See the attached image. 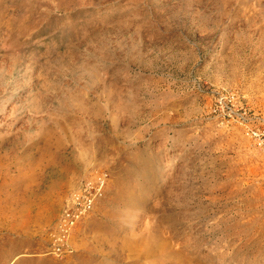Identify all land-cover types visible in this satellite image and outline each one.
Listing matches in <instances>:
<instances>
[{"label": "rangeland", "instance_id": "rangeland-1", "mask_svg": "<svg viewBox=\"0 0 264 264\" xmlns=\"http://www.w3.org/2000/svg\"><path fill=\"white\" fill-rule=\"evenodd\" d=\"M38 1L1 0L0 264H264V151L214 113L233 97L261 126L264 0ZM101 175L58 256L67 197ZM150 237L172 251L136 257Z\"/></svg>", "mask_w": 264, "mask_h": 264}, {"label": "built area", "instance_id": "built-area-1", "mask_svg": "<svg viewBox=\"0 0 264 264\" xmlns=\"http://www.w3.org/2000/svg\"><path fill=\"white\" fill-rule=\"evenodd\" d=\"M214 113L218 114L216 116L219 118H223L224 121H227L226 124L240 123L245 129L246 136L253 140L258 148L264 151L263 118H259L261 126L258 128H254L251 124H247L246 122H250L253 119V116L250 117L251 112H249L243 103H238L233 97L227 96H220L215 99ZM105 184L106 176L101 175L96 181H89L83 184L75 200L70 197L67 199L59 224H57V229L52 232L50 238L54 242L59 241L62 243L60 247L55 243L52 247L56 254H59L58 256L69 254L70 250L67 239H69L70 231L93 211L96 201L103 195L102 189L103 186L105 188ZM73 202H75L74 206L71 205ZM69 205L71 206L69 207ZM60 228L61 230H58ZM58 235H61L60 240L57 238Z\"/></svg>", "mask_w": 264, "mask_h": 264}, {"label": "bare ground", "instance_id": "bare-ground-1", "mask_svg": "<svg viewBox=\"0 0 264 264\" xmlns=\"http://www.w3.org/2000/svg\"><path fill=\"white\" fill-rule=\"evenodd\" d=\"M27 1L28 2H26L24 5L22 3H20V6H21L22 11H24V9H26V10H28V12H31L32 13L33 11L37 10L38 7L36 6L37 8H31L30 6H32L34 4L35 5L37 4L38 6L41 5V3L38 0H27ZM41 1H42V4H45L47 6H51L52 3H58L56 6H57L58 9H61V8H64L65 5H68L70 3H74V2L80 1V0H41ZM27 5L29 6V8L24 7V6H27ZM0 9H1V0H0ZM25 17H27L26 16V12L24 13V16H22L23 21H24ZM21 30H22V28H21ZM79 144H80V140L75 139V145L77 146ZM0 165L2 166L3 163H1ZM250 173L253 174V175H255V173L253 171H250V172L243 173L242 176L243 177H247L248 175H250ZM96 180H97V178L95 180H91L90 182H94ZM87 182H89V181H87ZM262 186H263V183H259V184L253 185L252 186L253 191L254 190H257V189H262ZM80 188H81V186H80ZM80 188L79 189L76 188L74 191H72L69 194L68 197H70V198H72V199L75 200L76 197L79 194L78 192H79ZM102 190H104V192H105L104 186H103V189ZM40 195H41V190H39L38 188L37 189L35 188V189H31V190L26 191L25 194H24V197L31 198V197H38ZM68 197H67V199H68ZM221 197H224V194H221L219 196L217 195L216 197H213L212 200L213 201H216V200H218V198H221ZM126 201L127 202L129 201L130 203L132 202V196H131V194H130V196L129 195L127 196ZM99 202H100V199H99ZM74 204H75V202H73L71 205L74 206ZM21 205H22V209H24V207H23L24 206V203L23 202H22ZM71 205H69V207ZM27 207H28V209H32L33 208L32 203H30L29 201H27ZM63 208H64V205H63ZM63 208H62L61 214L63 213V210H64ZM56 227L57 226H55L54 230L57 229ZM58 230H61V228L58 229ZM76 231L77 230H75V229L71 230L70 231V235H69V239H67L68 240V243L67 244H68L69 250H70L69 251V255H71V256L76 252V249H75L76 248L75 247L76 246V243H74L75 242V233H76ZM60 237H61V235H58L57 236V238L59 240H60ZM49 241H50V244H52L51 248L53 247L54 243L57 244L58 247L62 246V243L59 242V241L54 242L50 238H49ZM132 246H133L132 247V253L136 257H139V258L140 257H149V256H152V255H155V256L156 255H165L166 250L167 249H170V251H172V247H173L172 245H170V243H169L168 240H166V239L161 240L158 237H155V238L150 237V238H147V239H143V240L139 241L137 244H134ZM15 262H16V260L13 262V264Z\"/></svg>", "mask_w": 264, "mask_h": 264}]
</instances>
